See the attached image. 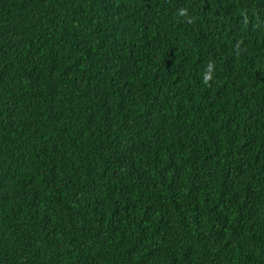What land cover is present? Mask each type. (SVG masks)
I'll use <instances>...</instances> for the list:
<instances>
[{"label": "trees", "instance_id": "trees-1", "mask_svg": "<svg viewBox=\"0 0 264 264\" xmlns=\"http://www.w3.org/2000/svg\"><path fill=\"white\" fill-rule=\"evenodd\" d=\"M0 264H264V0H0Z\"/></svg>", "mask_w": 264, "mask_h": 264}, {"label": "clouds", "instance_id": "clouds-1", "mask_svg": "<svg viewBox=\"0 0 264 264\" xmlns=\"http://www.w3.org/2000/svg\"><path fill=\"white\" fill-rule=\"evenodd\" d=\"M186 9H179L178 10V15L179 16H183L185 14ZM212 64L209 63L205 70L202 72V79H201V83L204 85H207L209 83L210 80H212L213 76H212Z\"/></svg>", "mask_w": 264, "mask_h": 264}]
</instances>
